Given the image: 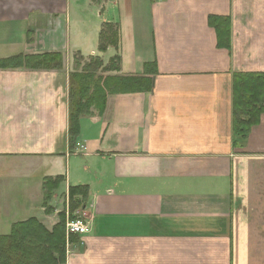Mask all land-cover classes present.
<instances>
[{
	"label": "crops",
	"instance_id": "obj_1",
	"mask_svg": "<svg viewBox=\"0 0 264 264\" xmlns=\"http://www.w3.org/2000/svg\"><path fill=\"white\" fill-rule=\"evenodd\" d=\"M209 15L230 17L229 48ZM45 53L61 67L0 68V235L28 219L51 230L58 197L87 185L88 232L58 264H264V113L244 136L231 126L232 73L264 72V0H0V59ZM115 56L110 75L151 89L107 94L71 137L70 73Z\"/></svg>",
	"mask_w": 264,
	"mask_h": 264
},
{
	"label": "trees",
	"instance_id": "obj_2",
	"mask_svg": "<svg viewBox=\"0 0 264 264\" xmlns=\"http://www.w3.org/2000/svg\"><path fill=\"white\" fill-rule=\"evenodd\" d=\"M208 25L216 32L217 48H229L230 46V17L209 15ZM105 29L100 33V42L103 41L108 29H112L110 24L104 25ZM105 43L100 44L103 50ZM61 58L59 54L45 53L41 55H16L6 59H0V68H15L24 66L27 68H60ZM112 63H114L112 67ZM90 64L94 67H101L102 60L99 57L90 58L89 62L83 67L88 69ZM117 64V66H115ZM120 60L118 56L113 57L105 69L118 71ZM92 68V67H90ZM86 69V70H87ZM98 69V68H95ZM70 73V84L68 92V134L74 137L79 131V117L87 114L88 111H81L73 104L74 95L71 77L76 73ZM155 63L145 64L144 73H156ZM110 76V75H109ZM129 83L126 86L108 88L105 92L102 109L107 94L143 92L151 89V80L142 76L119 77ZM232 84V130L235 134L244 136L249 128L256 124L259 116L264 112V72H233L231 75ZM141 81L143 85L132 88V82ZM141 83V84H142ZM84 108V106H83ZM101 111V110H100ZM241 111V112H240ZM245 116V117H242ZM64 176L45 177L43 179V201L42 206L46 213L52 212L48 205L51 192L57 189ZM89 188L87 185L70 186L67 190L68 211L58 212V222L53 225L51 230H47L35 219L13 224L8 235H0V264H58L65 262V248L68 242L75 241L78 236L75 234L66 235V220L72 218L75 209L83 207L88 199ZM70 202V203H69ZM75 202V203H71ZM47 208V210H46Z\"/></svg>",
	"mask_w": 264,
	"mask_h": 264
},
{
	"label": "rangeland",
	"instance_id": "obj_3",
	"mask_svg": "<svg viewBox=\"0 0 264 264\" xmlns=\"http://www.w3.org/2000/svg\"><path fill=\"white\" fill-rule=\"evenodd\" d=\"M89 62V61H88ZM87 63L86 61L81 63H77L76 66H74L75 71H77L72 77H71V83H72V89H73V95H74V101L73 104L78 107L81 111H88L87 114L92 113V110H96L97 113L101 114L102 113V102L104 101V96L105 92L107 91L108 88H115L119 86H126L125 88H128L129 83L126 81H123L122 78L119 77H124L121 75H110V73L114 72H119L120 68H118V71L116 70H108L105 69L104 67L107 66L109 63H107L105 66L102 65L101 67H94V64H90L88 69L86 70L83 65ZM114 63H112L113 67ZM117 66V64H115ZM92 67V68H90ZM120 67V65H119ZM98 68V69H95ZM110 75V76H109ZM141 81L138 82H132V88H136L137 85H143L141 84ZM231 84H232V79H231ZM69 92V90H68ZM107 96V95H106ZM231 97H232V90H231ZM84 106V108H83ZM85 109V110H84ZM101 110V111H100ZM241 112V111H240ZM264 113V112H263ZM262 114V113H261ZM245 117V116H242ZM260 117V116H259ZM259 121V120H258ZM249 131V130H248ZM237 136H241L239 134H236ZM9 166L13 169L17 168L15 164H9ZM20 167L24 168L23 164H19ZM26 170H29L27 168H24ZM7 177H3V183L7 184ZM15 182H18L19 188H25L28 187L27 183L21 182L17 179L14 180L12 183L13 185ZM53 190L51 192L50 200H48V205L51 207V210L54 209L49 203L52 199V196L54 194ZM58 202L55 203V208L59 211L62 212L64 211L65 213L68 211L67 205H66V200L62 201V197H58ZM70 203V202H69ZM75 203V202H71ZM47 210V208H46ZM77 209H75L71 216L75 217L78 215ZM54 211V210H53ZM52 211V212H53ZM50 212V213H52ZM47 213V214H50ZM58 214V213H57ZM72 217V218H73ZM2 228V225H0V229ZM0 232H4L2 229Z\"/></svg>",
	"mask_w": 264,
	"mask_h": 264
},
{
	"label": "built area",
	"instance_id": "obj_4",
	"mask_svg": "<svg viewBox=\"0 0 264 264\" xmlns=\"http://www.w3.org/2000/svg\"><path fill=\"white\" fill-rule=\"evenodd\" d=\"M66 235H83L88 232V225L82 216H75L66 220L65 224Z\"/></svg>",
	"mask_w": 264,
	"mask_h": 264
}]
</instances>
